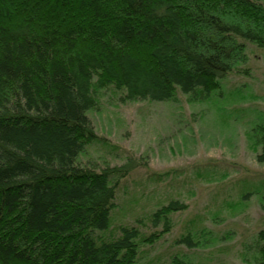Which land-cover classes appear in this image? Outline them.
Listing matches in <instances>:
<instances>
[{"label":"trees","instance_id":"1","mask_svg":"<svg viewBox=\"0 0 264 264\" xmlns=\"http://www.w3.org/2000/svg\"><path fill=\"white\" fill-rule=\"evenodd\" d=\"M262 1L0 0V264H136L139 244L170 231L178 200L147 217L161 230L104 234L111 179L129 170L77 161L103 142L87 112L109 92L212 103L229 75L248 74L247 45L264 49ZM249 137L264 164V128ZM246 251L264 264V232Z\"/></svg>","mask_w":264,"mask_h":264},{"label":"rangeland","instance_id":"2","mask_svg":"<svg viewBox=\"0 0 264 264\" xmlns=\"http://www.w3.org/2000/svg\"><path fill=\"white\" fill-rule=\"evenodd\" d=\"M264 5V1H262ZM247 61L222 81L212 103H119L109 92L99 111H88L102 143L78 156L97 169L126 166L118 180L115 207L105 235L120 226L153 228L148 216L178 200L171 229L154 244H139L136 264H251L248 246L264 232V164L256 160L249 135L264 128V49L248 44ZM249 137V138H248ZM117 234V233H116ZM190 235L192 245L183 237Z\"/></svg>","mask_w":264,"mask_h":264},{"label":"bare ground","instance_id":"3","mask_svg":"<svg viewBox=\"0 0 264 264\" xmlns=\"http://www.w3.org/2000/svg\"><path fill=\"white\" fill-rule=\"evenodd\" d=\"M126 176V175H125Z\"/></svg>","mask_w":264,"mask_h":264}]
</instances>
